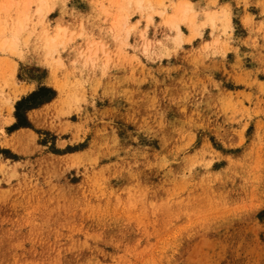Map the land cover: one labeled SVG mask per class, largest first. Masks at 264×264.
Returning <instances> with one entry per match:
<instances>
[{
	"label": "rangeland",
	"instance_id": "obj_1",
	"mask_svg": "<svg viewBox=\"0 0 264 264\" xmlns=\"http://www.w3.org/2000/svg\"><path fill=\"white\" fill-rule=\"evenodd\" d=\"M0 264H264V0H0Z\"/></svg>",
	"mask_w": 264,
	"mask_h": 264
},
{
	"label": "bare ground",
	"instance_id": "obj_2",
	"mask_svg": "<svg viewBox=\"0 0 264 264\" xmlns=\"http://www.w3.org/2000/svg\"><path fill=\"white\" fill-rule=\"evenodd\" d=\"M133 2H135L137 4V6L139 8H141L144 0H129V3H133ZM174 9H175V11L172 14L168 15V16H166L165 13H160V15L162 17H164V16L167 17L166 20H167L168 24H172L173 26L175 25V29L177 30L176 38H177L179 43H184V42L190 43V42H193L197 36L201 35V33L197 32V30L194 29L192 34H191V36L185 37L183 32L181 31V26H180L181 24H179L178 22L184 21L186 23V21L189 22V20H188L189 18H192L191 19L192 21L190 20V23L195 24V19H196L197 13L195 12L196 10L194 9V5L191 2H189V1H183V2L179 3L178 5H176V8H174ZM39 12H41V10H39ZM49 12H51V9L49 10ZM226 12H222V15H220V16H218L217 13H212V12H206L205 15L208 17V21L211 22V23H214V21L216 19H218V18L219 19L223 18L226 21L231 22V19H230L231 16L229 17V15L226 14ZM60 20H63V19H60ZM127 28H128L127 32L129 34V33H131V31L133 30L134 27H127ZM55 29H56L55 35L49 40L51 42L50 44H53V46L56 45V43H57V41L59 39L67 37V36L70 35V30H69L68 26L65 23H63V22L62 23H58L56 25ZM16 41H17V38L14 37L12 42L10 43V45L13 47L16 44ZM89 45L90 46H88V49L85 50L84 52H82V56L84 58H86V59L91 61V60H93V58H96L100 53H103V54L105 53L104 45L102 43H96V42H92L91 43L90 42ZM14 68L16 69V65H14ZM17 91H18V93L15 95L14 104L18 100H20L22 97H24L25 95L30 93L31 90L30 89H23L22 90V89L18 88ZM41 108L42 107H39V108H35V109H32V110L28 111L29 113L32 111L30 114H28V118L29 117L31 118L32 115L35 112H37L39 109H41ZM12 110H14V106H12ZM14 121H15V119H14V117H12L11 118V123H13ZM21 131H22L21 129H17L15 132L18 133V132H21Z\"/></svg>",
	"mask_w": 264,
	"mask_h": 264
},
{
	"label": "trees",
	"instance_id": "obj_3",
	"mask_svg": "<svg viewBox=\"0 0 264 264\" xmlns=\"http://www.w3.org/2000/svg\"><path fill=\"white\" fill-rule=\"evenodd\" d=\"M44 93L48 94L49 97L46 98V99H42V100H40V102H39L38 104H34V105H32L28 110L30 111V110H32V109L39 108V107H41V106H43V105H45V104H47V103H50L51 100H53V98H54V96H55V92H54L53 90L48 89V88H41V89H39L37 92L33 93L31 96H29L28 98H26L25 100H22L21 103H23V102H27V101H31V100H35V99H38V98H39L42 94H44ZM21 103H20V104H21ZM20 104H18V107H19ZM22 126H23V127H21V126H19V127H20V128H27V127H26L27 125H22ZM24 126H25V127H24ZM16 128H18V127H16ZM20 128H18V129H20ZM16 130H17V129H16Z\"/></svg>",
	"mask_w": 264,
	"mask_h": 264
},
{
	"label": "crops",
	"instance_id": "obj_4",
	"mask_svg": "<svg viewBox=\"0 0 264 264\" xmlns=\"http://www.w3.org/2000/svg\"><path fill=\"white\" fill-rule=\"evenodd\" d=\"M23 65V64H22ZM26 65H23V66H21V64L20 63H18V67L16 68V71L19 73V71L20 70H22V67H25ZM37 67V66H36ZM34 69H35V67H33ZM32 68V69H33ZM48 78H49V75H46L42 80H41V82L38 80V81H36V87H35V89L33 90V91H38L39 89H41V88H43V87H46V88H48V89H51V90H53L52 88H51V86H49L48 85V83H47V81H48ZM24 82V81H23ZM24 84L26 85V84H28L27 82H24ZM55 93H56V91L55 90H53ZM55 96H56V94H55ZM55 98V97H54ZM37 110V109H36ZM35 110V111H36ZM32 112V111H31ZM30 112V113H31ZM28 114H30L29 112H27ZM28 114H26V116L28 117ZM28 121H29V119H28ZM30 123V122H29Z\"/></svg>",
	"mask_w": 264,
	"mask_h": 264
}]
</instances>
